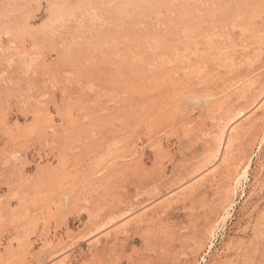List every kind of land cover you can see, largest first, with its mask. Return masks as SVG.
<instances>
[{"label":"rangeland","instance_id":"obj_1","mask_svg":"<svg viewBox=\"0 0 264 264\" xmlns=\"http://www.w3.org/2000/svg\"><path fill=\"white\" fill-rule=\"evenodd\" d=\"M0 264H264V0H0Z\"/></svg>","mask_w":264,"mask_h":264}]
</instances>
